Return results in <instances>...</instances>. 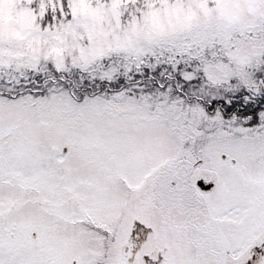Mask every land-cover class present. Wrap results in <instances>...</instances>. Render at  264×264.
I'll return each mask as SVG.
<instances>
[{
    "label": "snow or ice",
    "instance_id": "6c2138e0",
    "mask_svg": "<svg viewBox=\"0 0 264 264\" xmlns=\"http://www.w3.org/2000/svg\"><path fill=\"white\" fill-rule=\"evenodd\" d=\"M0 264H264V0H0Z\"/></svg>",
    "mask_w": 264,
    "mask_h": 264
}]
</instances>
